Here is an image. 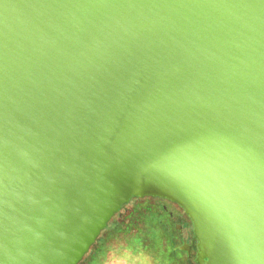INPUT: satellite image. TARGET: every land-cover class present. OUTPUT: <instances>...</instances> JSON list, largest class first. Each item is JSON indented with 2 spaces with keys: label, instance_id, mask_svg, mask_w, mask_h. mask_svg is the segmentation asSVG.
Masks as SVG:
<instances>
[{
  "label": "water",
  "instance_id": "obj_1",
  "mask_svg": "<svg viewBox=\"0 0 264 264\" xmlns=\"http://www.w3.org/2000/svg\"><path fill=\"white\" fill-rule=\"evenodd\" d=\"M146 196L200 264H264V0H0V264L86 263Z\"/></svg>",
  "mask_w": 264,
  "mask_h": 264
},
{
  "label": "trees",
  "instance_id": "obj_2",
  "mask_svg": "<svg viewBox=\"0 0 264 264\" xmlns=\"http://www.w3.org/2000/svg\"><path fill=\"white\" fill-rule=\"evenodd\" d=\"M126 204L109 222L101 233L97 242L92 246L88 262L80 264H96L106 247L114 241H125L139 247L150 246L157 242L163 245L167 231L163 228L161 208L139 200L136 205L127 211ZM163 233L161 235L160 233ZM97 263V264H98Z\"/></svg>",
  "mask_w": 264,
  "mask_h": 264
},
{
  "label": "flooded vegetation",
  "instance_id": "obj_3",
  "mask_svg": "<svg viewBox=\"0 0 264 264\" xmlns=\"http://www.w3.org/2000/svg\"><path fill=\"white\" fill-rule=\"evenodd\" d=\"M146 197L148 198H137L153 203L162 210L161 221L167 231L163 244L169 254L164 264H200L197 259L198 247L193 222L185 210L169 199Z\"/></svg>",
  "mask_w": 264,
  "mask_h": 264
}]
</instances>
